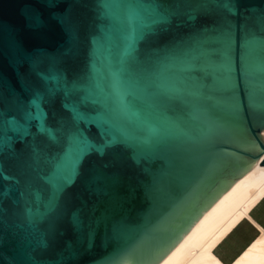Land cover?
<instances>
[{
    "label": "water",
    "instance_id": "water-1",
    "mask_svg": "<svg viewBox=\"0 0 264 264\" xmlns=\"http://www.w3.org/2000/svg\"><path fill=\"white\" fill-rule=\"evenodd\" d=\"M257 161L264 0H0V264H158Z\"/></svg>",
    "mask_w": 264,
    "mask_h": 264
},
{
    "label": "bare ground",
    "instance_id": "bare-ground-1",
    "mask_svg": "<svg viewBox=\"0 0 264 264\" xmlns=\"http://www.w3.org/2000/svg\"><path fill=\"white\" fill-rule=\"evenodd\" d=\"M264 199V165L259 161L239 178L196 222L190 231L158 264H264V227L232 262L216 253L218 245ZM254 221V219L252 220ZM255 223V222H254Z\"/></svg>",
    "mask_w": 264,
    "mask_h": 264
},
{
    "label": "rangeland",
    "instance_id": "rangeland-1",
    "mask_svg": "<svg viewBox=\"0 0 264 264\" xmlns=\"http://www.w3.org/2000/svg\"><path fill=\"white\" fill-rule=\"evenodd\" d=\"M252 216L256 218L264 226V200L252 211ZM238 227V226H237ZM260 233L259 229L249 220H244L239 227L227 238L219 244L215 252L219 254H227L232 250H238L240 246L249 242L254 236ZM228 256V255H227Z\"/></svg>",
    "mask_w": 264,
    "mask_h": 264
},
{
    "label": "crops",
    "instance_id": "crops-1",
    "mask_svg": "<svg viewBox=\"0 0 264 264\" xmlns=\"http://www.w3.org/2000/svg\"><path fill=\"white\" fill-rule=\"evenodd\" d=\"M264 200V199H263ZM262 200V201H263ZM261 201V202H262ZM260 202V203H261ZM259 203V204H260ZM258 204V205H259ZM257 205V206H258ZM256 206V207H257ZM255 209V208H254ZM253 211V210H252ZM252 211H251V213H252ZM250 213V216L252 217V220L254 219V221H252V220H250V219H245V220H249L252 224H254V226H256L255 224L256 223H259V225H261L262 227H264L260 222H258L257 220H256V218L254 217V216H252V214ZM255 222V223H254ZM241 224V223H240ZM238 227H239V225H238ZM238 227H236L222 242H224L227 238H229V236L238 228ZM258 228V227H257ZM257 236V235H256ZM256 236H254L249 242H247L246 244H244V245H242V246H240V248H238V250H232V251H230L229 253H227V254H219V253H217V252H215L225 263H230V262H232V261H234L245 249H246V247H248V245L251 243V241L256 237ZM221 244V243H220ZM219 247V246H218ZM217 247V248H218ZM216 248V249H217ZM216 251V250H215ZM228 255V256H227Z\"/></svg>",
    "mask_w": 264,
    "mask_h": 264
}]
</instances>
